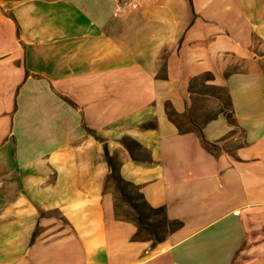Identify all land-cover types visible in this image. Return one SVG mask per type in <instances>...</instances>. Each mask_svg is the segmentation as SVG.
<instances>
[{
	"label": "crops",
	"instance_id": "1",
	"mask_svg": "<svg viewBox=\"0 0 264 264\" xmlns=\"http://www.w3.org/2000/svg\"><path fill=\"white\" fill-rule=\"evenodd\" d=\"M0 264H264V0H0Z\"/></svg>",
	"mask_w": 264,
	"mask_h": 264
},
{
	"label": "rangeland",
	"instance_id": "2",
	"mask_svg": "<svg viewBox=\"0 0 264 264\" xmlns=\"http://www.w3.org/2000/svg\"><path fill=\"white\" fill-rule=\"evenodd\" d=\"M118 168L119 164L117 162V157H114L110 163V171L112 169L118 171ZM107 183L108 189L112 190L114 193L118 215L121 218L131 219L140 223L142 236L161 237L172 228L171 225L165 221L162 214H153L144 208L142 209V213L139 214L137 210H135L133 204L139 205L141 203V201L135 197V189H120L115 180L111 177L108 178Z\"/></svg>",
	"mask_w": 264,
	"mask_h": 264
},
{
	"label": "trees",
	"instance_id": "3",
	"mask_svg": "<svg viewBox=\"0 0 264 264\" xmlns=\"http://www.w3.org/2000/svg\"><path fill=\"white\" fill-rule=\"evenodd\" d=\"M109 177H111L112 179L115 180V182L117 183V185H118V187H119L120 189H125V190H127V189H129V188L135 189V191H136V195H135V197H136V199H139V200L141 201V203H140L139 205H138V204H137V205L133 204V206H134L135 210H137V212H138L139 214L142 213V209L144 208V209L150 211V212L153 213V214H162V215L164 216V218H165V221H166L168 224H170L171 227H173V226L175 227V225H177L176 222H174V221H170V220H168V219L166 218L163 209H154V208L150 207V206L148 205V203L144 200V197H143L142 194L139 192V190H138L134 185H132L131 183L126 182V181L122 178V176L120 175V172H119V171H115V170L112 169V170L110 171V176H109ZM135 222H136V221H135ZM136 223H137V225L139 226V229H140V231H141V224L138 223V222H136Z\"/></svg>",
	"mask_w": 264,
	"mask_h": 264
}]
</instances>
